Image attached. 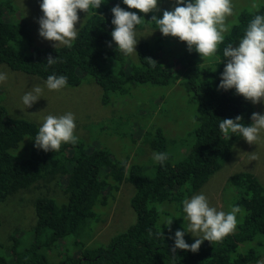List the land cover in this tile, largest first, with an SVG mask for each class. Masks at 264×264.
<instances>
[{"label": "trees", "instance_id": "1", "mask_svg": "<svg viewBox=\"0 0 264 264\" xmlns=\"http://www.w3.org/2000/svg\"><path fill=\"white\" fill-rule=\"evenodd\" d=\"M9 1L0 0L1 66L43 80L49 74H63L67 77L66 86L71 87L77 86L84 76L91 77L101 86L104 102L112 100L110 93L116 90L129 97L130 83L149 91L150 86H163L177 78L189 104V123L174 137L172 144H168L171 136L164 132L157 119L150 125L149 119L143 126L134 122L136 131L122 130L121 136H129L128 150L135 149L136 155L125 172H121L118 159L107 148L92 146L97 137L88 136L90 141H87L77 134L79 137L74 144H62L54 152L34 148L31 138L38 124L6 113V107L0 104V202L11 198L12 205L18 201L21 204L16 205L26 203V208L35 215L32 242L20 250L12 248L10 261L0 251V264H255L261 261L264 257V185L249 171L229 175L226 187L221 190V198L227 195L228 208L235 204L242 209L234 231L220 242L202 241L195 252L172 251L170 237L182 224L180 201L208 185L209 176L220 168L241 138L233 134L227 139L218 130V120L240 115L242 123L247 124L250 114L255 112L252 103L232 89H217L225 58L219 63L214 57L213 63L200 65L199 56L189 52L184 42L177 38L174 42L157 33L154 42H148V38L135 45L137 56L134 59L112 52L107 42L111 40L113 5L119 4L143 17L145 21L142 20L140 27L147 28L152 22L148 21L150 16L146 20L145 13L127 9L120 0H105L94 10L96 14H88L70 47H43L33 41L28 27L22 29L19 17L13 15L19 7L8 9ZM162 1L157 0V7ZM252 3L262 4L254 10L242 9L244 4L234 9L235 23L218 45L217 56L225 45L236 46L256 12L264 13V0ZM49 56L57 57V63L45 66ZM111 59L115 65L111 64ZM145 97L142 95L143 102ZM151 108L145 107L150 117ZM141 116L134 115V118ZM110 120L113 125L119 124L120 115ZM92 121L98 129V121ZM86 126L88 130L89 125ZM142 129L145 131L139 137ZM26 139L28 142L24 141ZM25 143V149L20 151ZM171 147L175 148L173 152L180 150L172 155ZM153 151L165 152L166 160L162 164L155 163L150 156ZM184 151L185 154L177 158ZM143 155L146 158H141ZM45 188L51 194L39 195ZM119 190V207H122L120 203L127 204L130 197L135 221L123 232L110 235L105 242L98 238L100 240L86 243L84 239L90 237L92 224L97 225L94 230L101 228L104 215L114 203L109 204L110 200ZM165 200L170 205L163 202ZM219 208L225 210L223 200ZM162 215L172 218L169 226H159ZM107 228H113L112 224ZM81 230L84 237L80 238L76 250L58 254L52 260L42 251L51 250L57 242ZM183 239L190 244L195 237L186 233Z\"/></svg>", "mask_w": 264, "mask_h": 264}, {"label": "clouds", "instance_id": "2", "mask_svg": "<svg viewBox=\"0 0 264 264\" xmlns=\"http://www.w3.org/2000/svg\"><path fill=\"white\" fill-rule=\"evenodd\" d=\"M104 2L39 0L41 15L36 20L37 34L44 40L54 42V48L58 45L70 47L78 37V28L74 27L78 20L77 11L95 13L94 10ZM120 3L140 13L160 11L159 18L153 14L148 20L154 23L153 30H158L162 36H172L184 42L186 49L195 52L201 60L215 57L220 63L221 58H225L216 85L218 90L233 89L235 94L252 104L259 102L264 105V13L256 12L245 26L236 46L233 47L232 43L225 45L217 56L218 45L235 23L232 0H172L173 6L169 10L158 9L157 0H120ZM251 6L256 7L255 3ZM110 13L113 27L109 33L111 40L107 42L108 46L112 47L114 43V49L125 57L137 56L134 47L140 37L137 26L145 20L136 12L121 8L119 4L113 5ZM55 63L57 57L49 56L44 65ZM6 79V74L0 72V83ZM66 85L65 75L49 74L43 82V89L39 85L32 86L21 95L20 102L24 109L29 108L42 97L44 89L59 91ZM75 126V116L71 111L60 115L46 114L31 138L33 147L54 152L62 144H74L77 141ZM218 130L227 139L235 134L246 143L256 144L264 134V111L252 112L247 124L242 123L240 115L219 119ZM166 158L167 154L163 151L152 152L151 159L155 163L162 164ZM251 158L255 159V155ZM180 205L183 213L181 228L176 229L170 237L173 240V252L177 249L195 252L202 241L220 242L234 231L237 215L242 212L240 206L235 204H230L227 211L217 209L210 205L203 192L185 197ZM171 222L172 218L162 215L159 226L163 224L167 227ZM186 233L195 237L190 244L183 239Z\"/></svg>", "mask_w": 264, "mask_h": 264}, {"label": "rangeland", "instance_id": "3", "mask_svg": "<svg viewBox=\"0 0 264 264\" xmlns=\"http://www.w3.org/2000/svg\"><path fill=\"white\" fill-rule=\"evenodd\" d=\"M4 1L7 2V0ZM252 1L253 0H232L233 8L236 9L241 4H244L245 7L242 9L254 10L259 8L262 4L256 3V7L253 8L251 6L253 4ZM9 2L10 7H7L8 9H17L16 6L19 7L13 15L19 17V23L22 25V29L28 27L33 41L43 47H53L54 42L44 40L37 34L38 24L36 20L41 15L39 0H10ZM171 7L172 0H164L158 4L157 8L160 10H169ZM153 14L159 18L160 11L155 13L150 11L145 13L144 17L147 20L148 17H151ZM77 15L78 20L74 24V27L79 28L88 14L78 10ZM147 28L145 26H137V34L140 36L137 43L144 40L146 41L148 38V42H154L156 40V33L160 34L158 30H153V22H150ZM160 36L162 35L160 34ZM164 37L174 42L176 41L175 37ZM110 48L112 52L121 54L114 49V43ZM131 58L134 59L135 55L131 56L130 59ZM213 58L214 57H208L201 60L200 57H198L201 61L200 65L213 63ZM110 61L112 65H115L112 59ZM171 64L175 65V62L171 61ZM176 68L178 69V64H176ZM0 72H4L7 77L4 82L0 83V104L6 107H3L6 113L26 117L39 125L41 118L46 114L60 115L66 111H71L75 116L76 126L74 134L77 137H79L77 134L84 136L87 141H90V136L97 137L98 139H96L92 146L96 148H107V150L112 153L111 155L118 159V167H121V172H125L127 166L134 160L136 155L135 149L133 151L128 150L129 146L126 140L129 139V136H121L120 132L122 130L133 129L136 131L134 122L143 126L149 119V125L153 124L152 121L157 119L164 132H168L171 136V140H168V144H172L174 137H178L181 130L185 129L189 123V104L187 103L181 87L178 85L177 78H175L173 82L163 86H150L149 91L143 89L139 84L130 83L128 84V94L130 98L126 95L122 96V92L116 90L110 93V96L113 97L112 100L104 102L102 100L103 90L101 86L91 77L84 76L77 86H66L59 91L44 89L42 97L38 98L31 107L24 109L20 102L21 95L35 85H39L43 89L44 80L22 71L11 70L7 66L0 65ZM142 95L146 96L144 98L145 102L142 100ZM252 105L255 107V112L259 113L264 111V105H261L259 102ZM149 106L152 107L149 112V115L152 113L151 117L146 114L145 110V107ZM118 114L120 115V122L119 124L116 123L113 125L110 118L113 116L118 118ZM133 114L138 116L142 114V116L134 118ZM124 119L130 122H125ZM92 120L98 121V129H95V124ZM86 125H89L88 130ZM144 131V129L140 131L139 137ZM28 139L24 141L28 142ZM26 144L27 143L20 148V151L25 149ZM174 149L175 148L171 147L172 155L180 150L173 152ZM184 154L185 151L177 158L182 157ZM151 155L152 153L150 156ZM253 155H255V159L251 158ZM141 158L146 157L143 155ZM241 171H249L255 174L264 185V134H262L261 139L256 142V144L246 143L243 138H239L231 149L228 158L222 162L218 170L209 176L208 185L205 188L202 187L199 192H203L207 196L210 205L217 209H220L219 206L223 200L225 206L224 211H227L229 210L226 204L227 195L221 198V190L223 187H226V180L229 175ZM126 184L129 185L128 183ZM123 185L124 183L121 184L120 189ZM129 186L132 189L131 185ZM119 193L120 190L115 194L114 199L110 200L109 204L112 202L114 203L110 205L107 213L104 215L105 221L101 228L94 230L97 225L92 224L93 230L90 237L84 239L86 243L100 239L103 240L101 242H105L110 235L120 231L123 232L135 221L136 215L132 207H130V197L127 204L120 203L122 207H119L120 205L117 203V201L119 202ZM46 194H51L48 188H45L39 195ZM186 197L190 196L188 195ZM10 199L6 202H0V251L6 256L7 261L12 260L9 256V252L12 248L20 250L32 242V227L35 222L34 212L30 208H26V203H24L23 206L16 205L21 204V202L18 201L12 205ZM58 199L61 200L62 197L58 196ZM163 202L169 204L167 200ZM111 224L113 228H107ZM105 229L106 231L104 232ZM81 237H84L83 230H81L79 234L66 236L61 241L57 242L51 250L44 248L42 251L48 259L52 260L58 254L76 250ZM74 240H77V242ZM255 264H264V257Z\"/></svg>", "mask_w": 264, "mask_h": 264}]
</instances>
